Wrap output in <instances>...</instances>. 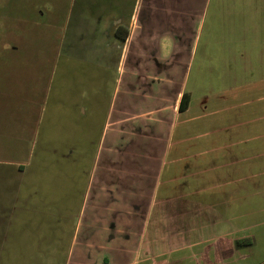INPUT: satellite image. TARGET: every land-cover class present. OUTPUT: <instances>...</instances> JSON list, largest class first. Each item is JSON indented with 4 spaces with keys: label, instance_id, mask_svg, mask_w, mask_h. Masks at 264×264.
Instances as JSON below:
<instances>
[{
    "label": "rangeland",
    "instance_id": "374dc122",
    "mask_svg": "<svg viewBox=\"0 0 264 264\" xmlns=\"http://www.w3.org/2000/svg\"><path fill=\"white\" fill-rule=\"evenodd\" d=\"M71 1L0 0V74L7 68L15 72L24 62L20 68L30 75L39 71V86L47 84L51 89L41 97L46 109L38 134L18 150L23 144L17 140L19 125L11 119L14 110L7 112V106L16 101L15 81L6 89L0 84V264H80L86 253L81 242L85 232L93 229L91 225L106 227L111 224L108 219L127 218L130 212L122 193L106 197L97 180L83 202L85 184L95 166L102 165L106 147L112 143L110 135L99 141L100 125L95 124L99 116L90 108L97 102L106 104L113 83L106 75L104 81L98 79L102 72L93 67L80 70L77 61L57 58V66L53 64ZM44 31L48 32L45 45L39 36ZM188 47L182 79L192 103L175 131L176 146L165 160L160 194L167 191L171 178L187 175L181 171L200 170L195 178L178 180L198 189L194 198H199V204L187 210L200 213L184 215L183 208L177 217L174 209L171 214L161 213L157 205L141 233L143 222L137 217L133 235L122 238L130 240L125 244V261L133 259L134 240L141 243L136 264H262L264 88L253 87L256 77L203 75L208 71L198 72L197 61L192 62V45ZM42 48L53 58L44 67V57L39 56ZM40 57L43 62L35 68L34 61ZM241 83H248L244 91L228 90ZM81 104L88 109L81 124L82 136L78 125L64 124V112ZM128 143L121 140L116 144L120 149ZM66 150L71 152L69 158ZM21 162L24 174L19 173ZM197 227L198 232L186 233ZM221 240H240L241 245L238 253L222 262L214 252ZM87 253L98 258L106 251L97 256Z\"/></svg>",
    "mask_w": 264,
    "mask_h": 264
},
{
    "label": "crops",
    "instance_id": "0c3cea01",
    "mask_svg": "<svg viewBox=\"0 0 264 264\" xmlns=\"http://www.w3.org/2000/svg\"><path fill=\"white\" fill-rule=\"evenodd\" d=\"M47 35V31L39 35L44 45ZM190 44L192 62L197 61L198 72L208 71L203 75L256 77L251 82L253 87L264 88V0H72L54 61L46 48L41 49L43 67L52 61L56 67V59L64 58L67 62L77 61L80 70L84 66L101 71L98 79L104 81L106 75L113 83L111 94L105 97L106 104L97 102L90 108L92 114L96 110L99 116L95 123L100 125L99 141L110 135L112 143L106 147L102 165L95 166L89 184H85L83 202L87 200L88 188L97 180L96 185L106 197L122 193L130 212L127 218L108 219L111 224L106 227L91 225L93 229L85 232L81 242L86 253L80 264H136V252L141 243L131 242L134 255L127 262L125 244H130V240L122 238L133 235L137 217L143 222L141 233L157 205L161 213L171 214L174 209L178 217L181 209L184 208L182 211L187 215L192 212L187 210L189 206L199 204V198H194L198 196V189L189 183H178V180L198 176L200 170H191V167L181 171L187 175L171 178L167 191L160 194L165 160L176 146H173L175 131L184 122L180 119L192 103L182 79V62ZM42 57L40 61L35 59V68L43 62ZM22 65L18 64L15 72L7 68L0 74L2 88L12 87L10 82L15 81L16 101L7 106V112L14 110L11 119L19 125L17 140L23 144L17 146L18 150L38 134L43 109H46L41 97L49 90L47 84L39 86V71L30 75L20 68ZM31 78V82L28 81ZM247 86L248 83H241L228 90L244 91ZM50 92L51 89L48 94ZM38 93H41L39 101L35 100ZM184 95L188 96V103L181 112L179 107ZM87 110L82 104L71 107L64 112V124L78 125L82 136L81 124ZM121 140L130 144L119 149L116 143ZM65 156L69 158L71 152L66 150ZM18 168L19 173L24 174L22 162ZM198 213L200 210L190 214ZM197 216L200 218V214ZM187 230L186 233L198 232L199 227ZM77 233L76 230V237ZM239 241L221 240L215 246L216 260L222 262L238 253ZM103 251L107 255H99ZM87 252L99 257L94 258Z\"/></svg>",
    "mask_w": 264,
    "mask_h": 264
},
{
    "label": "trees",
    "instance_id": "16d2710c",
    "mask_svg": "<svg viewBox=\"0 0 264 264\" xmlns=\"http://www.w3.org/2000/svg\"><path fill=\"white\" fill-rule=\"evenodd\" d=\"M187 103H188V96L187 95H184V97H183V99H182V101L180 103V107H179V110L181 112L186 109ZM238 244H240V242ZM262 264H264V262Z\"/></svg>",
    "mask_w": 264,
    "mask_h": 264
}]
</instances>
